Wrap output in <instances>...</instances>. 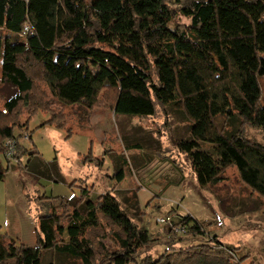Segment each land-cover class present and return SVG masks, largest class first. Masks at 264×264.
Masks as SVG:
<instances>
[{
	"label": "trees",
	"instance_id": "16d2710c",
	"mask_svg": "<svg viewBox=\"0 0 264 264\" xmlns=\"http://www.w3.org/2000/svg\"><path fill=\"white\" fill-rule=\"evenodd\" d=\"M177 15L189 23H178ZM4 83L14 90L0 111V156L5 142L13 141L5 159L16 165L3 168L0 162V180L10 168L36 180L60 178L56 157L45 161L22 145L19 130L31 138V119H20L22 106L44 113V125L69 136L65 116L51 112L47 97L91 110L103 94L114 115L150 117L156 104L170 107L188 122L189 138L176 147L190 159L201 187L235 167L240 180L264 198V144L244 131L264 129V0H0ZM92 159L98 160L91 153L82 158L84 164ZM113 178L123 180L121 167ZM78 192L37 197L36 246L0 234V264H51L42 252L52 251L91 264L93 235L103 223L118 244L108 264H242L206 243L175 249L183 238L171 230L166 247L172 252L138 260L137 252L154 240L129 209L110 192L93 200L89 188ZM181 222L188 234L207 241L197 220L185 216Z\"/></svg>",
	"mask_w": 264,
	"mask_h": 264
},
{
	"label": "rangeland",
	"instance_id": "374dc122",
	"mask_svg": "<svg viewBox=\"0 0 264 264\" xmlns=\"http://www.w3.org/2000/svg\"><path fill=\"white\" fill-rule=\"evenodd\" d=\"M175 20L189 23L181 15ZM13 90L8 84L0 85V111ZM47 98L51 112L65 116L72 133L67 136L65 131L44 125L47 116L33 114L26 104L20 108V119H31L27 126L31 138L22 139V145L34 147L45 161L56 157L60 180H36L16 168L6 172L0 180V234L6 235V241L13 238L18 244L36 246L37 197L70 198L78 195L79 188L87 187L91 200L112 193L129 209L134 223L150 234L154 241L137 252L138 260L149 257L156 261L164 252H172L166 245L175 232L170 233L159 218L171 216L175 224L182 225L183 217L189 216L201 224L207 241L186 232L179 234L183 240L174 244L175 249L206 243L227 252L234 262L264 264V198L240 180L235 167L227 168L218 183L201 187L190 159L176 147V142L189 138L188 122L180 114L156 104L150 117L114 115L103 94L91 110ZM244 131L248 138L264 144V129L246 126ZM18 133L26 132L21 129ZM90 153L97 162L92 159L93 163L84 164L82 158ZM5 158L0 156L3 168L16 165L14 161L8 165ZM26 161L27 157L23 164ZM118 167L124 171L121 182L113 178ZM102 227L93 235L91 264H108L109 252L118 249L113 229L104 223ZM42 256L51 264H83L54 251L42 252Z\"/></svg>",
	"mask_w": 264,
	"mask_h": 264
},
{
	"label": "built area",
	"instance_id": "2783aa9c",
	"mask_svg": "<svg viewBox=\"0 0 264 264\" xmlns=\"http://www.w3.org/2000/svg\"><path fill=\"white\" fill-rule=\"evenodd\" d=\"M25 30H28V27H26ZM23 139H28V135L26 133L23 134ZM5 146L7 147L5 157L10 158L11 154L13 152V149H14V142L11 140H8L5 142ZM158 221L160 223H162L163 225L167 226L169 228V230H171L177 234H183V233H186V231H187L186 226H184L183 224L182 225L175 224V222H173V219L171 216L159 218Z\"/></svg>",
	"mask_w": 264,
	"mask_h": 264
}]
</instances>
